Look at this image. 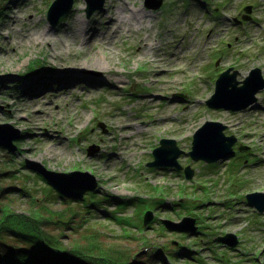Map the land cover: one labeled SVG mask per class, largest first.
I'll list each match as a JSON object with an SVG mask.
<instances>
[{
    "label": "rangeland",
    "instance_id": "374dc122",
    "mask_svg": "<svg viewBox=\"0 0 264 264\" xmlns=\"http://www.w3.org/2000/svg\"><path fill=\"white\" fill-rule=\"evenodd\" d=\"M51 2L0 0V123L20 130L15 150L0 147V218L6 209L47 216L41 229L57 242L37 246L13 228L0 233L1 248L27 246L37 253L33 264L62 259L73 247L129 264H264V211L246 201L247 193L264 192V88L244 110L205 103L230 66L239 80L253 67L264 77V0H162L158 8L104 0L90 17L86 0H73L50 24ZM114 4L132 22L120 34L109 21ZM79 23L94 38H60ZM43 27L47 39L37 37ZM144 42L157 50L140 49ZM206 120L235 137L233 153L210 163L189 154ZM161 138L175 139L181 168L147 165ZM26 159L57 172L88 171L97 187L65 198ZM147 210L152 217L143 224ZM183 216L195 219L193 231L161 223ZM226 233L235 245L216 239Z\"/></svg>",
    "mask_w": 264,
    "mask_h": 264
},
{
    "label": "water",
    "instance_id": "95a60500",
    "mask_svg": "<svg viewBox=\"0 0 264 264\" xmlns=\"http://www.w3.org/2000/svg\"><path fill=\"white\" fill-rule=\"evenodd\" d=\"M153 1V2H152ZM104 0H86L85 13L90 17L91 13L102 8ZM162 0H145V5L151 8H158ZM73 0H52L47 10V20L50 24L56 22L59 17L72 8ZM246 6L245 11H250ZM238 70L228 67L221 71L215 80L213 94L205 100L209 107L222 108L231 111L247 109L257 101L256 93L264 88V77L259 67H253L241 80L237 79ZM226 127L217 120H206L193 133L191 149L189 154L193 160H203L207 163L215 162L233 153L235 137L226 135L223 130ZM20 130L13 127L9 122L0 123V147L9 151L16 149L13 140L19 137ZM182 150L177 146L174 138H161L159 145L152 153L153 159L148 166H175L181 168L177 161ZM30 169L37 171L63 197L81 199L84 193L94 191L97 181L88 171L71 170L69 172H57L45 168L41 163L26 159ZM32 163V164H31ZM185 176L191 177L193 170L187 165L184 169ZM248 204L254 206L258 211H264V192L253 191L246 194ZM152 213L147 210L143 217V224L148 223ZM162 223L169 230L178 232H190L195 229V219L190 216H183L180 221L162 219ZM218 241L235 245L237 238L233 233H226L216 238Z\"/></svg>",
    "mask_w": 264,
    "mask_h": 264
},
{
    "label": "trees",
    "instance_id": "16d2710c",
    "mask_svg": "<svg viewBox=\"0 0 264 264\" xmlns=\"http://www.w3.org/2000/svg\"><path fill=\"white\" fill-rule=\"evenodd\" d=\"M47 221V216L37 212L22 215L6 209L4 215L0 218V233H5V231L14 228L13 231L19 237L25 238L28 243L37 246H42L43 244L56 246V238L41 229L42 224ZM3 245L5 243L0 239V262L5 261V264H33L36 259L37 253L34 254V251H30L27 246L15 247L12 251L1 248ZM70 249L64 254L62 259H48V264H68V261L73 262V264H129L127 260L115 259L108 253L97 255L86 251L80 252L82 250L74 249V247Z\"/></svg>",
    "mask_w": 264,
    "mask_h": 264
},
{
    "label": "bare ground",
    "instance_id": "6f19581e",
    "mask_svg": "<svg viewBox=\"0 0 264 264\" xmlns=\"http://www.w3.org/2000/svg\"><path fill=\"white\" fill-rule=\"evenodd\" d=\"M100 9V8H99ZM109 18H110V23L114 24L115 25V28L113 30V32H116V34H120L121 33V24L124 23L126 24L127 26V23L128 25L132 24L131 22V19L128 18V15L123 13V10L121 9V6L119 4H114L112 6V11L109 12ZM144 15H140V17L142 18ZM82 19H78V21L80 22ZM48 29H46L45 27H43V31H41V33L37 36L38 38L42 37V38H45L47 39V37L49 38L50 34H48ZM86 31L85 27L83 26V23H79L78 25H74V28L66 31V33H64V35L62 34V37L60 36V38L63 39V37L66 39V40H69L70 42L73 41V43H77V42H85V41H88V40H91L93 37V35L91 36H84L82 33ZM43 33L46 34V36L44 35L43 36ZM49 35V36H47ZM87 38H90V39H87ZM72 45V44H71ZM145 46V48H143L142 45H140V49H146L147 52L150 51V50H157L156 49V45H152V43L150 42H144L143 44ZM73 46V45H72ZM154 58V56H153ZM92 62L91 64L92 65H95V66H98L100 68H104V64L102 62V60L98 57H93L92 59ZM116 73V72H115ZM159 79V78H157ZM105 81H108L105 80ZM17 111V110H16ZM13 114H15V111L13 112ZM135 124V123H134ZM129 127V126H127ZM6 149V148H5ZM7 150V149H6ZM7 168V167H6ZM5 168H3L1 165H0V175L2 174V171L4 170ZM65 198H69V197H65ZM71 199V198H69ZM72 200H78V199H72ZM150 202V201H149ZM152 204H156L157 203V199L154 200V202L152 201L151 202ZM162 223V221H161Z\"/></svg>",
    "mask_w": 264,
    "mask_h": 264
}]
</instances>
